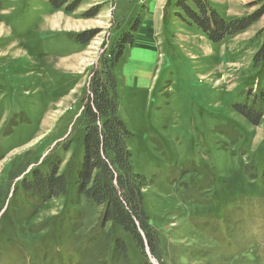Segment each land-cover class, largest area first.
<instances>
[{
	"label": "rangeland",
	"instance_id": "obj_1",
	"mask_svg": "<svg viewBox=\"0 0 264 264\" xmlns=\"http://www.w3.org/2000/svg\"><path fill=\"white\" fill-rule=\"evenodd\" d=\"M179 1L83 0L68 12L47 0H0V264H264V102L254 103L264 67L253 64L264 13L214 43ZM207 1L227 20L264 4ZM138 17L134 46L123 48L115 72L133 166L146 177L144 206L160 236L155 254L103 224L101 207L73 185L43 201L22 182L59 163L73 183L89 79ZM81 34L90 40L81 43ZM238 105L259 111V124Z\"/></svg>",
	"mask_w": 264,
	"mask_h": 264
},
{
	"label": "trees",
	"instance_id": "obj_2",
	"mask_svg": "<svg viewBox=\"0 0 264 264\" xmlns=\"http://www.w3.org/2000/svg\"><path fill=\"white\" fill-rule=\"evenodd\" d=\"M47 1L54 9L71 12L83 0ZM185 1H192L197 10ZM176 5L184 9L186 19L191 20L214 43L247 29L264 13L263 4L255 13L227 20L207 0H180ZM136 22L112 44L103 68L95 70L89 79L81 115L82 152L73 183L65 173H60L59 163L52 165L48 172L39 169L33 171L32 178H23L22 182L28 196L43 201L67 195L73 185L77 197H84L101 207L103 224L113 223L131 236L143 252L149 247L155 254L160 252V236L150 224L144 206L146 177L136 172L133 166L132 152L128 146L132 133L119 114L120 81L115 72L123 48L126 44L134 43L140 17ZM83 36H77L81 43H87L91 38ZM253 64L264 67V39L254 55ZM257 101L264 102V89L254 95V103ZM236 108L252 123L259 124V111L250 105H238ZM115 247L120 254L127 255V245L121 237L116 238Z\"/></svg>",
	"mask_w": 264,
	"mask_h": 264
},
{
	"label": "crops",
	"instance_id": "obj_3",
	"mask_svg": "<svg viewBox=\"0 0 264 264\" xmlns=\"http://www.w3.org/2000/svg\"><path fill=\"white\" fill-rule=\"evenodd\" d=\"M132 46H134V44Z\"/></svg>",
	"mask_w": 264,
	"mask_h": 264
},
{
	"label": "bare ground",
	"instance_id": "obj_4",
	"mask_svg": "<svg viewBox=\"0 0 264 264\" xmlns=\"http://www.w3.org/2000/svg\"><path fill=\"white\" fill-rule=\"evenodd\" d=\"M46 25V24H45ZM51 26V25H50Z\"/></svg>",
	"mask_w": 264,
	"mask_h": 264
}]
</instances>
